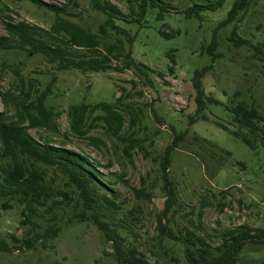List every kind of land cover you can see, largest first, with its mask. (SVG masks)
Segmentation results:
<instances>
[{"label": "rangeland", "instance_id": "rangeland-1", "mask_svg": "<svg viewBox=\"0 0 264 264\" xmlns=\"http://www.w3.org/2000/svg\"><path fill=\"white\" fill-rule=\"evenodd\" d=\"M42 1L65 5V13H71L68 18L86 29L96 28L103 20L89 0ZM109 1L124 14L128 12L126 2ZM162 1L167 9L162 19L148 15L142 26L130 18L117 20L135 36L131 50L138 69L82 73L74 68L58 70L40 54L0 52V92L5 94L4 102L0 93V111L12 118L13 101L24 97L19 93L21 85L42 90L50 83L52 92L45 104L55 113L56 130L30 128L28 133L86 156L100 172V191L111 199L109 203L98 198L84 220L71 222L68 217L81 210V202L61 200L56 205L61 207L55 218L58 234L48 242H36L31 249L22 246L27 230L20 224V207L0 206V239L8 246L0 250V264H52L56 260L115 264L111 241L89 216L92 212L106 222L111 234L120 235L127 247L141 252L151 264H188L183 245L160 233L158 218L175 235L188 227L211 245L220 242L223 231L249 225L261 229L263 235L244 245L235 264H264V147L256 144L252 150L218 125L235 128L225 107L207 103L202 111L206 119H195L191 85L194 70L209 66L201 79L205 93L224 106L232 105L231 99L252 103L264 116V45L260 54L252 47L264 42V0H246L231 18L227 11L234 0H224L219 8L203 11L202 20L184 17L190 0ZM211 1L215 0H207ZM53 18L51 11L29 0H0V35L5 33L3 22L10 19L47 27ZM233 30L235 40L240 37L251 44L231 40ZM212 33L216 41L213 59L206 52ZM114 39L115 35L108 34L99 46ZM100 101L109 102L122 114L119 133L114 135L98 118L103 114L100 109L86 112L84 136L73 133L69 106L83 102L91 107ZM175 136L176 144L167 151ZM163 165L167 180L162 176ZM43 171L54 191L66 189L77 199L58 172L46 167ZM171 193L172 202L166 208ZM53 198L61 199V195ZM38 214L49 217L43 206Z\"/></svg>", "mask_w": 264, "mask_h": 264}, {"label": "trees", "instance_id": "trees-1", "mask_svg": "<svg viewBox=\"0 0 264 264\" xmlns=\"http://www.w3.org/2000/svg\"><path fill=\"white\" fill-rule=\"evenodd\" d=\"M29 1L51 11L54 15L53 20L47 27L23 20L4 21L5 33L0 35V52L23 50L31 55L40 54L46 62L54 65L58 70L74 68L82 73L138 69L139 64L133 58L131 50L135 36L128 29L120 26L117 20L124 19L126 21L127 18H130V22L142 26L148 15L155 19H162L163 13L167 10L162 0H121L126 2L128 7V12L124 14L109 0H89L91 8L101 13L103 20L98 22L96 28L86 29L68 18L71 13H65L66 9L63 7L65 5L59 6L42 0ZM190 2V5L183 10L184 17L202 20L203 11H213L219 8L224 0L211 2L190 0ZM245 4L246 0H234L227 11V18H231ZM158 32L167 36L162 29H159ZM108 34L115 35V39L101 48L100 40ZM176 34L178 31H174V35ZM231 35V40H233L236 35L234 30ZM233 41L239 45L251 44L247 39L240 37ZM215 44V34L212 33L206 47V52L211 56V59L215 55L212 51ZM262 45L264 42L252 44L254 52L260 54ZM171 60H173L172 57ZM208 67L204 66L201 70H194L191 78V85L195 93V112L197 113L195 119H206L202 111L206 108L207 103L225 107L231 117V124L235 128L229 130L228 127L220 123L218 125L228 130L234 139L244 143L252 150L256 144L264 147V126L262 125L264 116L258 106L234 99H231L232 105L224 106L219 99L205 93L201 79ZM51 92L50 83L42 90L32 84L25 88L23 84L19 93L24 97L17 96L13 101L14 115L11 116L12 118L7 119L5 114L0 111V206L2 208H11L14 205L20 207L22 216L20 224L27 230L26 237L22 238V246L27 249L33 248L36 242L43 240L48 242L56 237L60 225L55 218L60 214L58 209L61 208L56 205H60L61 200L66 198L72 203L75 201V204L79 200L81 202V210L69 216L67 222H71L74 218L84 220L87 210H92L91 207L98 198L111 202V199L100 191L97 181V178H101L100 172L86 156L63 148V146L42 142L28 133L30 128L56 130L53 122L55 113L50 106L45 104V100ZM0 93L5 102V94ZM96 109L103 112L98 118L107 125V128H110L114 135L119 133L123 116L106 101H100L91 107L83 102L71 104L68 109L71 119L70 130L78 136H84L85 131L82 129V125L86 112ZM190 119L194 120V117L191 116ZM177 136L172 140V145H168L167 151L176 144ZM42 166L58 172L63 177V183L71 187L69 190L77 193V199L71 197L66 189L54 191L47 184ZM162 176L164 180H167L164 165ZM53 195H61V199H54ZM171 197L172 193L165 200L166 208L172 202ZM41 206L45 207V212L49 214V217H42L38 214V208ZM38 216L42 218L38 219ZM89 216L111 241L115 264H151L141 252L133 247H127L120 235L111 234L106 222L101 221L94 212ZM158 224H160V233L165 238L177 240L183 245V255L188 264H235L237 255L244 245L247 242L256 241L258 235H263L261 229H253L249 225L239 224L223 231L220 242L211 245L201 234L188 227H184L175 235L170 228L161 225L160 218H158ZM31 237L34 238L30 239ZM43 246L49 247L50 245L43 243ZM0 250H8V246L1 239ZM52 264L65 263L56 260Z\"/></svg>", "mask_w": 264, "mask_h": 264}]
</instances>
